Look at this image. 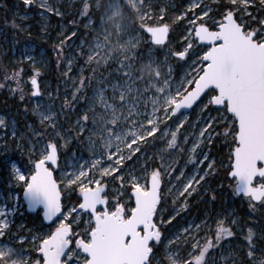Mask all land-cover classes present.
Here are the masks:
<instances>
[{
  "label": "rangeland",
  "instance_id": "374dc122",
  "mask_svg": "<svg viewBox=\"0 0 264 264\" xmlns=\"http://www.w3.org/2000/svg\"><path fill=\"white\" fill-rule=\"evenodd\" d=\"M214 1L216 0H189L186 7L179 11L178 20L186 18V21L175 32L176 38H169L167 44L155 45L143 32V40L133 49L128 37L136 35L140 29L126 12L125 4L132 5L137 16L140 17L141 12L134 0H32L31 4L39 7L37 26L40 36L46 40L51 39L57 49L59 64L64 63V72L59 81L50 77V59L45 48H39L36 43L30 41L20 45L21 35L6 34L4 28L0 26V49L5 60L2 63L0 58V95L4 93L8 99L7 102L4 101L7 103L4 107L5 112L0 111V117L5 119V124L0 125V210L7 206L10 230L4 237H0V242L10 241L13 248L23 250L24 259L32 261L33 264L40 260L42 264L43 256L37 247L39 241H34L32 237H43L48 234L54 230L58 221L48 225L44 223L41 211L33 214L27 211L21 182L15 179L11 165L16 164L21 169L27 170V176L32 169L33 161L41 158L40 154L45 145L54 139L59 149V160L54 168L58 180L61 179V170L65 169L66 165L70 166L77 160L81 163L95 160L94 152H98L99 149L90 150L88 138L91 136L93 141L102 145L103 141L98 135L99 126L94 128L92 121L89 120L82 125L86 129L83 133L77 126L84 115V110H87L90 117L94 109L100 115H106L100 105L93 103L94 91L103 87L106 95L111 96V89L108 86L114 81L127 80L128 69L122 67V62L130 60L132 65L130 71L139 70V73L127 94L136 100V89L139 88L142 101L147 102L148 97L156 95V92L148 87L146 79L140 77L151 79L155 74V70L147 66V60L153 57L160 64L159 71L164 79H167L174 89L186 74L191 73L192 61L201 55L197 52L195 56L179 58L174 53L185 46L189 28L211 19V2ZM257 1L259 3L254 4V14L251 18L254 27L259 26L257 21L264 20V17L258 16L260 0ZM162 2L163 0H143L144 10L147 12L146 23L155 13H158L160 18L165 15L166 9L161 5ZM193 3L196 7H191ZM85 4L89 5L87 11L84 9ZM155 5L161 6L156 9ZM92 6L101 11L97 23L91 13ZM201 10L207 13V17L201 15ZM14 14L18 19L17 27L21 26L23 31L28 32L31 23H27V20L34 12L19 13L15 10ZM245 19L249 18L245 17ZM29 56L32 57L31 60L27 59ZM89 56H92L91 61L88 59ZM36 68L40 69L38 78L41 94L34 98L30 78L36 74ZM169 69H171L170 73ZM14 72L18 73L19 79L13 76ZM81 79L84 80L83 88L80 92H76V89L81 87L79 83ZM160 86L163 87L162 82ZM185 88L190 90L188 86ZM74 92L79 97L78 100L74 98ZM206 102L204 97L192 111L183 112L187 119L180 125L178 132L170 119H164L161 110L158 114L161 124L157 132L146 135L145 131H141L146 144L140 145V150L132 154H128L121 144V152L117 153V157L121 155L126 157L123 164L117 165L115 171L110 170L108 173H104L101 168L99 176L96 177L108 185L105 194L109 196L108 208L111 210L114 199H119L121 203L129 201L130 186L124 177L132 168L141 169L147 165L149 171L154 168L160 169L162 186L161 201L157 206V223L162 225V243L155 245L159 249L158 253L153 247L155 255L150 257L152 264H172L170 257L182 258L190 264V257L186 253L191 252L192 248L188 247L187 242L191 241L195 245L199 240L202 247L205 242L204 237L212 238L218 231V221H224V226L232 228V231L238 234V238L226 237L222 243L223 248L215 243L214 248H210L206 253L205 261L209 264H260V261L264 260V223L246 224L237 212L233 205L235 194L231 187L234 181L215 184L214 180L213 184V180L209 178L215 173V167L209 169L207 165L213 161H218L223 168H229L228 156L211 157V144L217 134L215 124L224 122L230 127L231 122L224 119L223 107L214 106L213 111L209 109L210 105L207 108L203 107ZM27 106L32 112L31 116L26 110ZM150 108L151 105L148 104L149 111ZM121 112L126 115L127 106H123ZM41 113L44 115L42 116ZM51 113H55V117H52ZM108 118L111 119L110 116ZM132 120L143 124L142 117L137 116H132L127 121L120 120L118 123L122 128H127ZM165 126H167L166 133L160 130ZM114 131L119 133L120 129ZM202 131L203 136L200 135ZM173 132L177 135V144L169 146ZM57 133L60 135L57 136ZM129 144H132V140ZM136 144H139L138 140ZM193 144L197 145L195 153L192 152ZM17 151H20L22 160L14 157L13 153ZM227 154L231 155V149L227 148ZM193 155L195 159L192 158ZM204 156H208L209 159L205 160ZM114 159L116 157L102 162V167H108ZM124 164L130 167L124 168ZM89 171L91 174L92 170ZM193 176L197 179L199 176H204V179L199 183L193 182L191 187H194L195 191L186 190L188 180ZM62 192L65 194L63 198L65 205L71 207L81 202L78 200V186L75 190L72 186L62 188ZM14 195L17 196L16 199H13ZM193 196L196 198L190 203ZM219 198L223 201L218 203ZM241 203H243L242 199ZM213 204L222 205L213 206ZM129 207H134V203L130 201L125 203L126 210ZM199 210L202 213L198 212ZM79 215L82 222L78 229L71 217L68 222L73 223L74 229L80 235H84L90 216L86 212ZM29 216L34 220L31 225L26 219ZM245 228H251L255 233L253 256L247 254L245 250L247 245L244 244V239L240 238ZM20 236L25 239L21 241ZM193 236L196 240H193ZM15 259V256L5 259L4 264H14Z\"/></svg>",
  "mask_w": 264,
  "mask_h": 264
},
{
  "label": "snow or ice",
  "instance_id": "6c2138e0",
  "mask_svg": "<svg viewBox=\"0 0 264 264\" xmlns=\"http://www.w3.org/2000/svg\"><path fill=\"white\" fill-rule=\"evenodd\" d=\"M31 2L32 0H24L26 5ZM134 2L141 12L137 23L140 31L136 32V35H129V44L134 49L135 45L143 40V32L149 34L150 40L156 45L163 44L168 39L169 25L146 23L147 12L144 10L143 0ZM255 3L256 0H230L228 5H224V11L219 13L218 21L199 22L189 28L185 46L174 55L179 58L195 56L197 52L201 55L192 61L191 73L186 74L174 89L159 71L161 66L156 59L154 57L148 59L147 66L155 70V74L151 79L145 77L140 79H146L148 87H151L156 95L148 97L147 102L142 101L139 88L136 89V100L127 94L139 70L130 71L132 67L130 60L122 62V67L128 69L127 80L112 82L108 86L111 89V96L106 95L103 87L93 93V103L100 105L106 115H100L94 109L90 117L87 110H84V115L77 125L81 133L86 130L82 125L89 120L92 121L94 128L99 126L98 135L103 141L102 145L93 141L91 136L88 138L90 150L99 149L98 152H94L95 160L83 163L77 160L70 166L66 165L65 169L61 170V179L58 180L53 168L48 166L49 163L56 165L59 160L58 144L54 139L45 145L40 154L41 158L33 161L32 169L27 176V170L16 164L11 165L15 179L21 182L23 195L27 198L29 207L43 205L46 219L53 221L55 218L54 223L58 221L54 230L48 234L43 237H32L34 241H39L37 247L44 257L42 264H152L149 256L155 255L153 246L162 243V225L157 223V206L161 201L160 169L154 168L149 171L145 165L141 169L132 168L126 174L124 179L130 186L129 201L134 203V207L127 210L125 203L129 201L121 203L119 199L113 200L111 210L107 207L109 196L105 194V189L108 185L96 177L99 176L101 168L104 173H108L110 170L115 171L117 165L123 164L126 157L123 155L117 157V153L121 152V144L128 154L138 152L140 145L146 144L141 131H145L146 135L157 132L161 124L158 115L161 110L164 119H170L178 132L180 125L187 119L181 109L192 105L202 94L207 101L203 107L222 106L225 112L224 119L230 120L232 125L231 128L224 127L223 135L231 136L230 144L234 145L231 148L228 166L230 172L226 177L234 181L231 184L234 193L238 196L241 194L247 196L249 201L264 203V20L257 21L258 27L251 23ZM88 7V4L84 5L85 11ZM191 7H196V4L193 3ZM260 11H264V0H260ZM201 15L207 17L203 10ZM13 23L15 24V21ZM27 59L31 60L32 57L29 56ZM88 59L91 61L92 56ZM170 71L171 69L169 73ZM35 73L30 79L34 91L39 93L40 69L36 68ZM13 76L19 79L18 73L14 72ZM161 82L163 87L160 86ZM79 83L81 87L77 88L76 92L82 90L84 80L81 79ZM144 94L146 95V90ZM73 96L79 99L75 92ZM148 104L151 105L150 111L147 109ZM123 106L128 108L126 115L121 112ZM170 114L174 119H171ZM51 116L55 117V113H51ZM132 116L142 117L143 124L132 120L127 128H122L118 123L120 120L127 121ZM2 124H5V119L0 117V125ZM114 129H120L119 133ZM160 130L166 133L167 126ZM59 135L60 133H57V136ZM200 135L203 136L204 132L202 131ZM137 140L139 144H136ZM66 144L67 140L65 146ZM176 144L177 135L173 132L169 146ZM196 147V144L192 145L193 153ZM113 157L116 159L112 160L108 167H102V162ZM192 158L195 159V155ZM204 159L207 160L209 157L204 156ZM129 167L124 164V168ZM207 167L214 169L215 161ZM203 179L204 176H199L198 179L196 176L189 178L186 190L195 191V188L191 187L193 182L199 183ZM68 186H72L73 190L78 186V200L81 201L71 207L62 201V197L65 196L62 188ZM16 198L14 195L13 199ZM98 206H102L103 210H98ZM186 206L185 204L184 207ZM85 210L90 219L84 235H80L74 229L73 223L78 229L82 222L79 214ZM69 217L73 223L68 222ZM8 224L5 206L0 210V237H4L5 233L10 231ZM217 228L218 231L212 238L204 237L202 247L199 240L195 245L191 241L187 242L188 247L192 248L191 252L186 253L190 257V264H209L205 261V255L210 248H214V241L223 248L220 242L225 237L238 238L232 228L224 226V221H218ZM187 231L186 229L185 232ZM19 239L22 241L25 237L20 236ZM253 239V230L249 228L246 235L249 256L254 255ZM193 240H196L195 236ZM13 256L16 257L14 264H33L32 261L23 258L22 249L13 248L10 241L0 242L2 258L0 264H4L5 259H11ZM170 259L172 264H189V261L182 258ZM35 264H41V261L37 260ZM260 264H264V260H261Z\"/></svg>",
  "mask_w": 264,
  "mask_h": 264
},
{
  "label": "trees",
  "instance_id": "16d2710c",
  "mask_svg": "<svg viewBox=\"0 0 264 264\" xmlns=\"http://www.w3.org/2000/svg\"><path fill=\"white\" fill-rule=\"evenodd\" d=\"M188 1L189 0H163L161 5L165 6V9H166L165 15L162 18H160L158 16V13H155L153 18L148 20V23L153 24V25H159L161 23L168 24L170 26L169 38L170 39L176 38L175 32L177 31L178 27H180L186 21V18L178 20L179 11L186 7ZM229 3H230V0H216L214 2H211L212 17L208 22L210 23L212 20L218 21L220 19L219 13H222L224 11V5H228ZM258 3L259 2L256 0V5ZM127 4H125L126 12L129 14V16L132 19H134L136 23H138L139 17L137 16V12H135V10L129 6L130 4L129 5ZM161 5H155V8L158 9V7H160ZM38 9L39 7L37 5H33V4L26 5L24 3V0H0V26L4 28V30L6 31V34L12 35V33L13 34L17 33L21 35L20 45H23L25 42L30 41V42L36 43L39 48H45L47 51V55L50 59V67H51V70L49 72L50 77L55 81H59L61 74H63L64 72V63H62V65L59 64L57 49L55 48V45H53V43L51 42V39L46 40V38L40 36L39 28L37 26V22L39 19V16L37 14ZM253 9H255V6H253ZM15 10H18L19 13H22L25 11L34 12L33 16L28 18L27 20V23H31V26L29 27L28 32L23 31L20 28L21 26L17 27L18 19L14 17ZM100 12L101 11L96 9L95 7L93 6L91 7V13L95 17V23H97L98 19L100 18ZM258 16L259 18L264 17V11H259ZM13 21H15V24L13 23ZM1 53L2 51L0 49V58H1L2 63H4L5 60L2 57ZM4 101L7 102L8 99H7V96L4 95L3 93L2 95H0V111H3V112H5L4 107L7 104ZM209 109L213 111L215 110L213 105H210ZM26 110L28 114L31 116L32 112L28 106ZM231 126L229 127L228 123H224V122L223 123L219 122L218 125L215 124V127H217V134L211 144V157L218 158L220 155H222L225 158L228 156L227 159L228 161H230L231 155L227 154V148L231 149L232 147H234V145L230 144V141L232 139L231 136L223 135V129L224 127L231 128ZM19 152L20 151H17V153H13V155L18 160H22ZM228 174H229V168H223V166H221L218 163V161H216L215 162V173L211 174L209 178L210 180H213V184H214V180H215V184L219 182L231 183L232 180L226 178L228 177ZM21 191H22V188H21ZM195 198L196 197L193 196L190 199V203H193ZM241 199L243 200V203H241ZM217 201L219 203V202H222L223 199L219 198ZM217 205H222V204H213V206H217ZM233 205L236 208L237 212L241 215L243 220L246 222V224H251L253 222H258V223L263 222L264 223V203L252 202V201H249L247 196H243V195L238 196L235 194V204ZM194 207L196 208V206ZM198 212H201V211L199 210ZM38 218L40 219V216H38ZM26 219L29 225H31L34 222V220L30 216L27 217ZM247 233H248V229L245 228L243 232V236H241L240 238L242 240L244 239L243 242L244 244L247 245L245 247V250L248 252V242L246 240ZM236 236L238 237V234H236ZM254 238H255V233H254ZM225 240H226V237L223 241L220 242V244L224 243ZM252 243L255 244L256 242H252ZM214 244H215V241H214ZM153 247H155L154 248L155 252L158 253L159 251L158 247L155 245Z\"/></svg>",
  "mask_w": 264,
  "mask_h": 264
},
{
  "label": "water",
  "instance_id": "95a60500",
  "mask_svg": "<svg viewBox=\"0 0 264 264\" xmlns=\"http://www.w3.org/2000/svg\"><path fill=\"white\" fill-rule=\"evenodd\" d=\"M147 34V33H146ZM148 36H149V34H147ZM169 36H170V26H169V32H168V39L163 43V44H160V45H164V44H166L167 42H168V40H169ZM152 42V41H151ZM152 44H155L154 42H152ZM156 45V44H155ZM38 81H39V78H38ZM31 82V84H32V88H33V91H32V96L34 97V98H37L40 94H41V86H40V92L39 93H36L35 91H34V85H33V83H32V81H30ZM39 85H40V81H39ZM204 98V96H203V94H202V96L200 97V98H198L197 99V101H194L193 103H192V105H190V106H188L186 109L185 108H182L181 109V112H190V111H192L201 101H202V99ZM216 108H222V106H215ZM48 166L49 167H52L53 168V171H54V168L57 166V164L56 165H53L52 163H49L48 164ZM55 173V172H54ZM150 183V182H149ZM161 186H162V177H161V175H160V185H159V191L161 192ZM63 193V192H62ZM241 195H243V194H241ZM244 196V195H243ZM23 198H24V200H25V202H26V209H27V211L29 212V213H37V212H39V211H41V216H42V219H43V221H44V223L45 224H48V225H50V224H52V223H54L53 221H55V218H53V221H49V220H47L46 219V217L44 216V208H43V205H39V206H37V207H35V208H32V207H29V203H28V201H27V198L26 197H24V195H23ZM63 198H64V196L62 197V201H63ZM133 199H134V197H133ZM258 202V201H257ZM108 207V206H107ZM98 210H100V211H102L103 210V207L102 206H98ZM85 212H87V210H85ZM43 256V255H42ZM150 257H151V254H150V256H149V259H150ZM44 258V257H43Z\"/></svg>",
  "mask_w": 264,
  "mask_h": 264
},
{
  "label": "flooded vegetation",
  "instance_id": "af4514ba",
  "mask_svg": "<svg viewBox=\"0 0 264 264\" xmlns=\"http://www.w3.org/2000/svg\"><path fill=\"white\" fill-rule=\"evenodd\" d=\"M108 206V205H107Z\"/></svg>",
  "mask_w": 264,
  "mask_h": 264
}]
</instances>
